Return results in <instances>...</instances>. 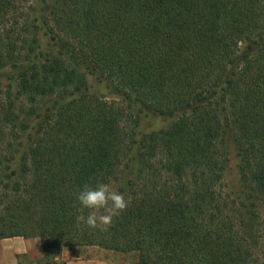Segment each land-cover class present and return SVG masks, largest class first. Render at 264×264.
I'll return each instance as SVG.
<instances>
[{
	"label": "trees",
	"instance_id": "obj_1",
	"mask_svg": "<svg viewBox=\"0 0 264 264\" xmlns=\"http://www.w3.org/2000/svg\"><path fill=\"white\" fill-rule=\"evenodd\" d=\"M0 85V240L43 251L15 264H264V0H0ZM98 183L129 201L106 229Z\"/></svg>",
	"mask_w": 264,
	"mask_h": 264
},
{
	"label": "clouds",
	"instance_id": "obj_2",
	"mask_svg": "<svg viewBox=\"0 0 264 264\" xmlns=\"http://www.w3.org/2000/svg\"><path fill=\"white\" fill-rule=\"evenodd\" d=\"M79 203L91 209L84 222L90 228L106 229L113 224L114 217L126 210L129 201L122 193L113 190L109 184L98 183L95 187L85 184L77 195ZM102 210V211H101Z\"/></svg>",
	"mask_w": 264,
	"mask_h": 264
},
{
	"label": "crops",
	"instance_id": "obj_3",
	"mask_svg": "<svg viewBox=\"0 0 264 264\" xmlns=\"http://www.w3.org/2000/svg\"><path fill=\"white\" fill-rule=\"evenodd\" d=\"M3 239L2 244L0 245V264H2V260L7 259L8 264H15L16 257L13 259L8 258L10 254H27L31 255L32 249L31 246H36L33 239L27 238L25 242H20L16 240L15 242H4ZM6 241V240H5ZM19 247V248H18ZM39 247V248H38ZM18 248V249H17ZM34 250L35 259H38L42 256L43 251L41 246H37ZM97 250L86 252L82 255V252L79 247L68 248L63 251L61 255V260L66 264H134V261H125L123 258L124 254H120L113 251H108L100 248H96ZM6 256V257H5ZM5 257V258H4Z\"/></svg>",
	"mask_w": 264,
	"mask_h": 264
},
{
	"label": "rangeland",
	"instance_id": "obj_4",
	"mask_svg": "<svg viewBox=\"0 0 264 264\" xmlns=\"http://www.w3.org/2000/svg\"><path fill=\"white\" fill-rule=\"evenodd\" d=\"M0 92H1L0 93V102H2L3 99H1V98L3 97L4 94H3V87H1V85H0ZM101 92L105 96H107V98L110 101L111 100L112 101L114 100L117 104L119 103V99L116 98V97H113L112 95H110L109 94V91L104 86L101 87ZM22 103L25 104V106H26L25 109H28L29 108L30 105L28 103L26 104V100H23ZM38 106L39 107H42L43 104L42 103H39ZM22 116H25L24 113H23ZM29 121L32 122V124H34V121H32L31 119ZM168 122L169 121L166 118L154 117V118H150L148 121L144 122V126L147 129L161 128V127H165L168 124ZM17 129L19 130V132H21V129L22 128L19 127ZM6 131H8V129ZM23 139L25 141L28 140L27 137L25 138V136H24ZM225 146H226L225 149H226V152H227V164H226V168L224 170V185H225V189L227 191H231L232 189H235L236 186L238 185V178L239 177H238V172H237V168H236V160H235V156H234V149H233V145H232V142L230 141V139L226 141ZM30 239L31 240L33 239L34 241H32V242H35L36 244H38L39 246H41V243H40V239L39 238H30ZM5 240H4V242H8V243L9 242H12V241L15 242L16 240H18L20 242H25L26 238H22V237H11V238H6ZM2 242H3V239L0 240V245L2 244ZM38 245H36L35 247L34 246H31V249H32V253L33 254L28 255V259L36 260L35 259L34 250H36V249L39 248V247L37 248ZM73 247H77V246H73ZM73 247H70V248H73ZM79 248H80V250L82 252V255H84L86 252H90V251H93L94 252L95 250H97L96 248H100V247H97V246H80ZM100 249H102V248H100ZM38 251H39V249H38ZM124 256L125 257L123 259L125 261L128 260V261H131L132 262V261L135 260V257L133 255L125 254ZM14 257H16V255H14V254H10L8 256V258H11V259H13ZM2 264H8L6 258L4 260H2Z\"/></svg>",
	"mask_w": 264,
	"mask_h": 264
}]
</instances>
